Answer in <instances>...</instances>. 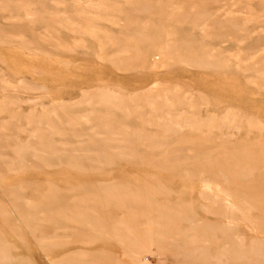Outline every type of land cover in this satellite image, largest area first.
<instances>
[{
	"label": "rangeland",
	"instance_id": "obj_1",
	"mask_svg": "<svg viewBox=\"0 0 264 264\" xmlns=\"http://www.w3.org/2000/svg\"><path fill=\"white\" fill-rule=\"evenodd\" d=\"M0 264H264V0H0Z\"/></svg>",
	"mask_w": 264,
	"mask_h": 264
}]
</instances>
